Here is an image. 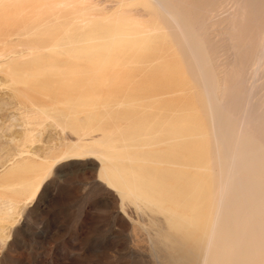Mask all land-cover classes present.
<instances>
[{
  "label": "bare ground",
  "instance_id": "6f19581e",
  "mask_svg": "<svg viewBox=\"0 0 264 264\" xmlns=\"http://www.w3.org/2000/svg\"><path fill=\"white\" fill-rule=\"evenodd\" d=\"M37 1L0 0L3 12L29 8L42 15V23L52 16L58 19V26L53 23L55 28L43 35L38 28L23 26L22 16L18 22L17 10L11 11L16 14L11 20L23 27L8 23L3 34L14 36L1 38L0 57L16 35L24 36L17 38V45L22 41L29 56L35 51L47 57L63 52L107 68L123 66L120 57L130 55L134 68L155 62L152 69L158 68V77L151 83L165 96L157 105V118L132 122L122 143L117 130L101 125L102 137L82 132L52 160L37 157L29 163L30 150L19 152L21 160L0 175V199H5L0 223L20 216L16 197L25 206L31 204L57 164L85 156L98 161L97 179L116 191L121 202L128 199L137 209L159 215L149 218L154 226L149 244L157 246L153 254L158 264H264V0H117L141 8L149 16L141 21L138 13L136 19L130 13L137 7L125 6L128 12L119 7L111 16L97 0H44L35 5ZM218 26L211 34L210 28ZM24 139L35 140L31 132ZM9 233L8 227L0 231L1 245ZM144 233L140 236L147 239Z\"/></svg>",
  "mask_w": 264,
  "mask_h": 264
},
{
  "label": "rangeland",
  "instance_id": "374dc122",
  "mask_svg": "<svg viewBox=\"0 0 264 264\" xmlns=\"http://www.w3.org/2000/svg\"><path fill=\"white\" fill-rule=\"evenodd\" d=\"M40 1L44 2V0H38L35 5L41 3ZM105 1L97 0L99 6L108 8L104 9L107 15L108 13L117 15L119 7L122 8L121 10H124L125 6L127 10L137 7L138 10L133 9L130 12L134 13L132 16L135 18L138 13V16L136 15L138 20L141 18L145 20V17L148 20L149 16L147 17L135 3L129 2L127 5V2L123 7L117 0H110L114 2L110 5V1H107L108 5ZM117 6L118 10L113 9ZM126 9L124 11L128 12ZM1 11L0 23H3V20L6 25L0 24L5 27L1 31L2 35L0 34V47L4 45L1 40L14 36L3 34L7 25L9 27L8 23L16 24L14 28L29 25L31 31L38 28V33L41 32L43 35L44 32L58 26V19L56 20L55 16L49 19L52 23L49 20L50 24L47 21L42 23V15L29 12V8H24L22 12L15 8L9 9L4 12L11 14L5 16ZM11 11L18 15H13ZM19 15L23 20L19 18ZM6 16L10 17L9 22L4 20L7 19ZM12 17L15 19L18 17L16 20L18 22L21 20V23H24H22L23 26L17 21L13 22L15 19L11 20ZM26 18L33 22L27 21ZM53 23H56L55 27ZM218 28L219 26L210 28L211 34L217 32ZM16 36L14 37L16 42L9 44L7 48L10 49L11 46V49H15L12 51L19 54V58H16L17 62L14 57L18 55L11 49H4L3 56L0 57V59L3 58L0 60V175L8 171L11 163L21 160L18 153L23 149L27 148L32 153L26 156L27 158L24 156L28 162L30 161L29 163L37 162V157L48 156V159L52 160L50 158H54L56 154L68 150L72 141L70 138L73 139L76 135L78 137L82 132L86 133L85 137L90 134L102 137V129L105 126L113 132L117 130L115 134L118 136V141L122 143V139L126 137L124 133L131 127L132 122L143 121L149 117L157 118V105L165 94L161 96L162 90L156 89L157 85H152L158 77L155 72L158 68L152 69L157 67L153 64L154 61L150 64L147 62L146 66L142 67H146L145 69L134 68L130 66L133 57L121 54L126 57L122 56L120 60L129 65L124 63L123 66H107L111 68L110 71L106 66H95L83 61L81 63L80 59L69 57L63 52H50V56L47 57L34 50V56H29V49L26 45H24L26 49L22 47V41H19L21 43L17 45V38L24 36ZM13 54L14 57H12ZM26 55L29 57L27 58ZM127 57L129 59H126ZM18 59H20L19 64ZM7 61L10 64L6 63ZM37 61L39 62L36 63ZM54 61L56 63L51 67L49 63ZM77 61L78 65H76ZM86 65L90 66L85 68ZM151 86L153 90H148ZM154 91L155 93L149 94ZM152 95L156 96L152 98ZM140 97L143 99L140 100ZM117 101L121 102L117 103ZM101 125H104L103 128ZM26 132L34 135L33 142L24 139ZM110 133L106 132L104 139H108L109 136L107 138L106 136ZM98 166V161L85 156L62 161L54 167L51 176L31 204L25 206L17 196L20 216L15 214L14 218L9 217L1 220L4 222L0 223L1 232L7 231V227L8 231L10 229L6 242L2 245L0 243V264H158L153 254L157 246L150 245L149 239L154 234V226L151 225L150 219L158 214L137 209L128 199H124V203L121 202L116 191L109 190L102 181L97 179ZM4 200L2 199L3 202ZM2 201L0 199V204L3 205ZM22 204L25 206L24 210ZM132 224L135 228L138 227L139 231L134 230ZM142 230L145 232L142 235L147 236V239L144 238L147 240L145 242L140 236L143 233ZM132 238L135 240L134 245H132L134 243Z\"/></svg>",
  "mask_w": 264,
  "mask_h": 264
}]
</instances>
